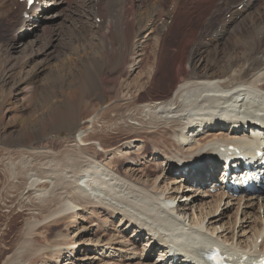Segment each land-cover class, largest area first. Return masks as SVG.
<instances>
[{"label": "rangeland", "instance_id": "rangeland-1", "mask_svg": "<svg viewBox=\"0 0 264 264\" xmlns=\"http://www.w3.org/2000/svg\"><path fill=\"white\" fill-rule=\"evenodd\" d=\"M191 1L167 0L162 3L158 0H136L138 6L136 12L139 15L135 18L138 20H136V26L127 25L129 26L127 27L117 18L115 20L117 25L113 21L112 30L110 29L111 31L107 34L108 42H105L103 41V33L107 22L105 23L106 26H101V29L97 28L94 23L95 18L93 19L96 13L93 9L94 2L92 0H72L69 6H64V4H68L67 2L63 5L53 6L55 8L52 11L55 9L56 11L53 13L50 10L52 15L61 12L59 14L61 18L56 19L55 22L51 20V25L39 29L40 31L36 30L37 32L32 33V35L30 33V36L25 35L29 37L23 41L19 38L24 35L16 36L18 28L13 12V9L14 11L16 9L13 7L12 0H0V252H2L0 253V264H6L11 258V260L16 261L15 264H162L161 256L163 255L160 254L162 246L152 252H149L148 249L144 253L151 237L148 235L140 236L144 234L137 233L139 237L136 236L135 238V227L132 226L133 229H129L130 226L122 221L121 215H114L101 209L98 210V215H95V211L85 209L76 212L79 214L78 217L72 213L58 215L59 217L56 218L50 217L53 212L54 214L58 212L59 206L54 207L57 211L52 209L50 212L43 213L25 212L17 202L21 197L16 193L8 192V189L4 190L7 185L5 177L7 167L4 165H6L9 157V152L6 153V151L18 148L20 144L21 147L27 149L44 148L54 152H62L69 142L75 140L80 134L79 132L89 129V121L98 112L106 111L111 107H121V105L126 107V104L136 96L146 95L149 88L146 86V77H149L150 73L153 74V78L155 76L160 78L152 88L155 92H163V90L166 91L171 86L173 87L175 84L173 65L177 64L184 55L186 57V54H189L192 49L195 52L204 53L205 62L202 64L199 62L201 72L217 71L218 67L224 66L223 64L229 60V53L232 50L234 54L232 58L237 57L238 60L248 53L247 48L243 49L238 44L239 37L244 33L250 34V37H255V29L250 18L244 20L241 17L237 21H232L231 14L228 13L231 11V0H193V4ZM228 2L229 7L227 6ZM145 4L151 6L161 4L166 13L171 12L175 7L178 14L172 19L166 15L162 16L157 23L158 30L152 29L150 26L152 21L146 20L143 15L140 17L139 14L142 12L140 9ZM257 9L264 13L262 0L256 5ZM256 10H251L249 15L254 14L253 17L258 18V11L256 12ZM162 23L167 24L165 31ZM223 23L229 25L227 32H223L224 27L217 38H212L211 35ZM121 24L122 29H120ZM145 24L148 26L146 27ZM139 26L144 30H141ZM260 27H262L260 30L263 31L264 24ZM137 31L139 33H136ZM150 31H154L152 32L154 35ZM157 32L159 34L155 35ZM257 37L261 42H264V36H260L258 33ZM100 39H103V43H101L105 46L100 44V47L95 44L98 40L101 41ZM118 44H121L120 46H123L124 49L126 47L128 49L118 52V54L112 52L109 56L107 52L110 49L108 48H114V45L117 47ZM105 48L106 51L108 49L107 52ZM99 52L105 54L103 59L98 57L100 56ZM151 52L156 54L153 55ZM162 59H164L163 62ZM96 61H100L102 65L109 62L110 65L105 66L107 67L105 75L109 76V79H118L106 84L105 93L103 90L100 91L101 86L96 89L97 83L88 84L89 78L94 79L91 78L92 74V77H96L94 72ZM57 72L62 76L59 75L61 78L55 81L53 78L51 79L50 75L56 76ZM136 77L143 79L136 84L133 83V79ZM91 85H96V87ZM199 129L201 130L200 127H198ZM111 133L102 136L103 140H106L104 144L107 145L105 147H108L106 151L99 146L98 142H92L94 153L103 154L104 163L116 161L117 158H126L125 164L122 166L123 177H128L132 170L142 173L144 167L151 165L153 169L161 168L164 175L161 172V178L158 179L137 174L136 180L147 184H151V181L160 184L162 177L166 176L167 180L160 185V191H173L170 192V196L177 199L174 206L178 202L182 204L186 201L184 200L186 199L185 195L194 191L197 195L210 196L207 193L199 192L202 189H199L200 187L194 188L191 193H187L188 184L186 185L185 182L182 183L185 185L184 190L177 189L181 185V177L176 176L170 167L164 168L166 161H163L165 159L161 158L158 152L151 149L148 154H140L138 149L139 147L146 148L144 143L136 141L137 138L126 140V137L119 132ZM187 133L188 131H186ZM216 134H220V132ZM196 135L197 133L194 134V131H189L187 136L185 135L187 141L184 140V143L181 144L184 150H188L191 141L200 139ZM167 136L170 137V135ZM130 144L133 145L130 146ZM118 148L122 153L117 151ZM136 153L139 155H135ZM167 194L165 193V195ZM203 201H211V199L205 198L201 202ZM244 209L243 203L239 207L237 200L230 203L224 201L219 212L206 219L205 225H211L210 223L218 220L219 217L217 218V216L223 214V220L218 225L216 224L218 227L216 234L220 233L221 235L226 231L225 229L229 228L222 235H228L230 239L233 238V242H238V240L239 242H246L248 237L252 235L250 231L254 224L251 222L260 217H263L264 220V209L261 211L258 208L246 210L250 211L247 217L243 214ZM200 213L198 208L197 215ZM32 219L40 221L41 225L26 244L23 242L24 240L21 241L20 236L26 223L33 221ZM47 220L48 222H45ZM210 220L211 222H208ZM43 222H45V226L49 227L44 229ZM153 244L151 242L150 246ZM16 253L19 255L16 256ZM168 261L171 264V260Z\"/></svg>", "mask_w": 264, "mask_h": 264}, {"label": "bare ground", "instance_id": "bare-ground-1", "mask_svg": "<svg viewBox=\"0 0 264 264\" xmlns=\"http://www.w3.org/2000/svg\"><path fill=\"white\" fill-rule=\"evenodd\" d=\"M65 1L66 0H50L47 6L63 5L66 3ZM260 1L261 0L230 1L231 11H228V13L231 14L232 21L234 22L238 16H242L244 20L250 18L252 26L255 29V37H250V34H248V36L245 33V35L239 34L240 40L238 44L242 46L243 49L247 48V50H249L241 59L238 60L237 57L232 58L234 55L232 50L229 53V60L223 64L224 66L218 67L217 71L209 72L208 70L201 72L199 62L200 64L205 62L204 53L202 54V52L199 51L195 52L194 49H192L189 54H186V57L182 55L183 57H181V60L173 65L175 71L173 76L175 84L173 87L171 86L168 90H163V92H155L152 88L160 78L159 76L153 78V74H148L149 77H146V86L149 88L147 89L146 95L140 94L139 97L136 96L126 104V107H122L123 105H121V107H111L106 111L101 110L98 112V114L89 121V129L79 132L80 134L75 140L73 142L71 141L72 143L69 142L62 152H54L44 148L27 149L21 147V144H17L19 145L18 148L16 147L15 149L6 151V153L9 152V157L7 158L8 161L6 165H4L7 167V172H5L7 185L4 187V190L8 189V192L16 193L21 197L20 199L22 200L20 201L18 198L19 200L17 202L25 212H50L52 209L56 210L54 207L59 206V209H57L58 212H56V210L55 214L54 212L53 215L51 214L52 216L50 217L52 218H56L58 215L65 213H72L75 214L74 216L78 217L79 214L76 212L85 209L95 211V215H98L97 213L100 209L114 215H121L123 218L122 221H124L125 224L135 227L134 233H140L151 237L147 242H150L148 246H150L151 242L154 243L150 252L162 246V251L160 252V254L163 255L161 256L162 261L164 256H167L168 249L172 246L168 240L172 237L177 239L187 233L201 236L214 245L224 244L228 253L237 254L238 252H242L245 255L247 254L250 258H260L262 255L261 253H264L263 217L257 218L255 216L257 219L251 222L254 224V227L250 231L252 235L248 237L246 242H239V240L238 242H233V238L230 239L228 235H222L229 228L225 229L226 231L221 235L220 233L216 234V232H218L217 225L223 220V214L217 216V218L219 217L218 220L210 223L211 225L209 226L205 225V221L208 217L214 216L219 212L224 201H229L230 203L236 200L223 194H218L217 196H203L194 193V188L200 187L199 189H201L206 184L207 179L212 178L216 173L217 167L215 165L217 162H210L208 160L207 165L206 161L207 158H214L213 156L217 154L219 146L229 147L232 141H237V144L244 146H249L251 144L254 146L259 145L260 149L264 151V140L260 141L255 137H249L245 131L242 135L229 134L227 131L228 128L232 127L231 133H237L239 129L244 130L246 127H249L251 135L255 133L263 135L262 133H264V42H261L259 37H257L258 33L260 36H264V30H260V28H262L260 26L264 24V13H261L259 9L256 10V5ZM12 3L13 7L17 8L16 11L13 9V12L16 17L15 22L17 23V31H20L23 29L22 27L26 22L22 17L24 5L19 4L18 0H12ZM191 3L193 4V0ZM98 6V12L100 14L98 17L104 19V24L102 26L107 22V26L105 25V32L103 33L104 40L102 39L105 42H108L107 34L112 30L111 25L117 18L121 23H125L126 26L129 25L134 27L137 24V19H135L138 15L136 12L138 8L136 0H101V4ZM227 6L229 7V2ZM240 6H243L241 11L238 9ZM140 10L142 11L139 13L140 17L143 15L146 20L149 19L152 21H148L152 29H157V23L162 16L166 15L169 19H172L178 14L175 7L171 12L166 13L165 8L161 4L156 6L145 4ZM251 10L258 11V18H254V14L249 15ZM51 11L38 14L39 21L35 23L37 25L35 27L37 31L41 28H46L47 25H51V20L55 22L56 19L61 18L59 15L61 13L60 11V13L56 15H52L53 13H51ZM96 12L97 10H95V13ZM163 23L162 25H164L165 31L167 24ZM114 24H116V21ZM145 26L147 27L148 25L145 24ZM228 27L229 25L227 24L223 32H227ZM120 29H122V24ZM141 30L144 29L141 28ZM136 33L139 32L137 31ZM157 34H159V32L155 35ZM26 38L28 37L24 35L20 37L19 40L23 41V39L25 40ZM102 40H98L95 44H98V46H100V44L103 45ZM111 45L113 46L112 43ZM120 45L117 47L114 45V48H108L110 49L109 51L107 49L108 52L105 48V51L111 56L112 52L118 54V52L128 49V47L124 49V47ZM104 53L99 52L100 56L98 57L103 59L105 57ZM163 60L164 59H162V62ZM162 62L160 64H162ZM108 63L102 65L100 61H96L94 63L95 71L92 70L96 73V77H92V74L91 78L94 79L89 78L88 84L97 83L96 89L101 86L100 91L107 90V83L118 80L109 79V76L105 75V70L107 68L105 66L110 65V63ZM157 63H155V65ZM153 65L152 63V66ZM147 67L149 68L148 65ZM55 75L56 76L50 75L51 79L53 78L57 81L61 78L59 76L61 74H58V72ZM142 79L136 77L133 79V83L137 84L141 82L140 80ZM133 83H131V85H133ZM93 87H96V85ZM94 90L95 89H93V91ZM238 109L240 110L237 112ZM245 116L251 119L250 122L239 124L238 121ZM229 119L233 120L231 125L228 124ZM198 127L202 130L199 129L197 132V137H200V139H195L194 142L191 141L188 150H184L181 144L186 140L187 134L189 131L192 132V130ZM214 129H218L217 132H220V134H216L217 132L212 131ZM186 131H188L187 134ZM111 132L122 133L126 137V140L137 138L135 139L136 141L144 143L146 146L144 149L139 147L138 150L140 154H148L150 150L153 149L152 151L158 152V155L165 159L163 161H166L167 166L169 165L171 169L172 164L169 163H183L184 169H176V171L174 169L171 170L173 173H178L180 171L187 172L186 176H182V180L180 181L181 185L177 189L184 190L185 185L182 183L185 182V184H190L187 186V193L194 192L185 195L186 199L184 200L186 201L182 204L178 202V204L174 206V202L177 199L170 196V192L173 191H160V185L167 180L166 176L162 177L160 184L155 182L152 183V181L151 184H147L136 180L137 174H141L144 177H156L159 179L161 178V172H163L162 175H164V171H162L161 168L153 169L151 165H147L142 170V173L132 170L128 177H123L122 166L125 164L126 158H117L116 161L104 163L102 160L104 155L101 153H94L92 142H98L99 146L106 151L108 147H105L107 145L104 144L106 140L104 141L102 136L108 135ZM167 135H170V137ZM131 145L133 144H130V146ZM117 151L122 153L120 148H118ZM135 155L138 156L139 153ZM256 166H259L258 162L254 164L255 169ZM212 169H214V173H211ZM231 172L234 174L233 171ZM142 176L141 178L144 179ZM165 193L168 194L165 195ZM205 198H209L211 201L201 202L205 200ZM237 201L239 207H241L242 203L243 206H245L243 214L246 217L250 214V211L248 212L246 210L258 208L259 211H261L264 209V201L261 202L259 199L249 198L239 199ZM10 202L12 201L10 200ZM198 208L201 212L199 215H197ZM45 222H48V220ZM45 222H43V225ZM208 222H211V220ZM56 223H58V221H56ZM40 225V221L36 219L26 223L20 236L21 241L24 240L23 242L27 244ZM43 227L45 229L49 226L44 225ZM221 228L222 226L220 229ZM137 237H139V235ZM259 240H263L261 244H258ZM145 249L146 251L144 250V253L147 252L146 247ZM17 255H19V253H16V256ZM11 259V262L5 263L15 264L16 261ZM167 260H171V264H183V262H176V257L173 254L168 255Z\"/></svg>", "mask_w": 264, "mask_h": 264}]
</instances>
